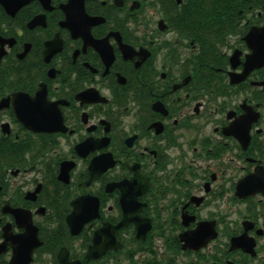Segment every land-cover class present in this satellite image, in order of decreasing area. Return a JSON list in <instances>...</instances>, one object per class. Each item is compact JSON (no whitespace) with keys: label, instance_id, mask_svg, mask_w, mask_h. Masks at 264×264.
I'll return each instance as SVG.
<instances>
[{"label":"flooded vegetation","instance_id":"af4514ba","mask_svg":"<svg viewBox=\"0 0 264 264\" xmlns=\"http://www.w3.org/2000/svg\"><path fill=\"white\" fill-rule=\"evenodd\" d=\"M192 11L0 0V264H264V0Z\"/></svg>","mask_w":264,"mask_h":264},{"label":"trees","instance_id":"16d2710c","mask_svg":"<svg viewBox=\"0 0 264 264\" xmlns=\"http://www.w3.org/2000/svg\"><path fill=\"white\" fill-rule=\"evenodd\" d=\"M191 7L195 8V11H192V17L198 16L200 18V23L209 24L214 22L213 19H210L212 15L211 7L216 6L219 10L216 14H221L223 9H228L229 7H242L246 0H190ZM250 2V0H248ZM213 2V3H211ZM196 21V20H194Z\"/></svg>","mask_w":264,"mask_h":264},{"label":"water","instance_id":"95a60500","mask_svg":"<svg viewBox=\"0 0 264 264\" xmlns=\"http://www.w3.org/2000/svg\"><path fill=\"white\" fill-rule=\"evenodd\" d=\"M250 41H253L254 42L253 47L255 49L256 56L259 57L260 50H261V44H260V42H258L257 33H255V34H252L251 33V35H250ZM127 222H128V220L124 219L119 225L116 226V228H119L121 226L126 225ZM63 264H68V263L65 262V261H63Z\"/></svg>","mask_w":264,"mask_h":264}]
</instances>
